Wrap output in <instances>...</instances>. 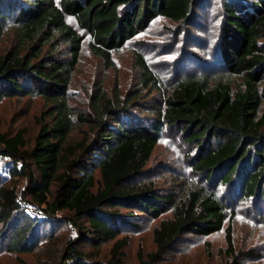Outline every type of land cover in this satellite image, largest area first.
Segmentation results:
<instances>
[{"label": "trees", "instance_id": "obj_1", "mask_svg": "<svg viewBox=\"0 0 264 264\" xmlns=\"http://www.w3.org/2000/svg\"><path fill=\"white\" fill-rule=\"evenodd\" d=\"M18 1L0 0V101L40 96L46 108L31 148L19 131L11 138L0 135V153L21 164L28 180L26 201L44 216L17 204L16 169L9 177L0 175V243L9 253H33L42 238H54V226L70 223L79 236L65 242L60 264H123L129 237L119 239L122 231L135 226L138 214L157 219L171 211L153 228L155 251L146 259L138 252L139 264H158L184 235L209 236L223 229L228 207L221 186L237 185L240 201L262 193L264 0H223L220 53L226 71L183 75L166 89L136 54L142 91L123 99L118 92L109 96L100 84L82 110L72 105L69 88L84 37L67 16L88 32L90 51L109 70L113 52L155 18L186 22L202 0ZM148 89L163 99L148 110L156 118L140 121L133 113L140 104L135 99ZM166 128H178L189 142L201 140L202 148L208 141L209 151L193 162L202 184L170 193L139 182ZM225 232L226 251L233 256L231 222ZM112 241L105 262L93 261L97 257L81 249L83 243Z\"/></svg>", "mask_w": 264, "mask_h": 264}, {"label": "rangeland", "instance_id": "obj_2", "mask_svg": "<svg viewBox=\"0 0 264 264\" xmlns=\"http://www.w3.org/2000/svg\"><path fill=\"white\" fill-rule=\"evenodd\" d=\"M202 1L194 7L193 15L186 22L155 18L144 30L113 52L114 67L109 70L105 69L103 60L90 51L88 32L79 27L74 17L67 16L68 24L84 37L80 62L69 88L72 105L81 110L87 108L100 84H103L111 97H115L116 92L123 99L140 93L141 71L136 65V54L143 56L166 89H172L176 80L183 75L226 71L221 65L223 62L220 53L223 0ZM247 1L253 3L256 0ZM18 2L21 3V0ZM11 23L12 19L8 24ZM262 48L264 49V41ZM240 81L239 77H234L235 84ZM144 92L142 97L135 99L140 104L133 109L135 118L140 121L156 118L148 110L155 108L163 99V94L155 90L148 89ZM45 108L46 104L40 96L6 98L0 101V135L11 138L23 131L26 147L31 148L39 130L37 119L41 118ZM187 138L178 128H166L139 182L154 184L160 191L170 193L202 184L204 178L193 169V162L198 154L209 151V144L206 141V146L202 148L203 146L199 147L201 140L189 142ZM211 142L214 145L213 140ZM27 181L25 178L26 186ZM219 191L228 207V219L223 229L209 236L184 235L166 255L165 260L158 264H264V188L259 196L241 201L240 196H235L237 185L221 186ZM58 216L62 217L64 214L58 213ZM170 216L171 211L157 219L138 214L135 226L123 230L119 237H129V245L124 249L123 264H139L140 249L145 259L155 251L153 228ZM229 222L233 226V256L226 251L225 229ZM73 226L70 223L54 226V238L51 241L42 238L40 248L29 254L9 253L6 243H0V264H60L65 242L71 237L79 236L77 232H72ZM114 243L115 241L107 242L100 246L83 243L81 249L95 255L97 258L92 259L93 261L105 262L110 258Z\"/></svg>", "mask_w": 264, "mask_h": 264}, {"label": "built area", "instance_id": "obj_3", "mask_svg": "<svg viewBox=\"0 0 264 264\" xmlns=\"http://www.w3.org/2000/svg\"><path fill=\"white\" fill-rule=\"evenodd\" d=\"M13 169H16L17 173L15 175V194H16V202L17 204L26 210V212L32 215H40L44 216V213L33 203L26 201L24 189L26 186L25 177L21 172V164H17L14 162L13 158L10 155L5 153H0V175L4 177H9L10 173ZM74 228H72V232L74 233Z\"/></svg>", "mask_w": 264, "mask_h": 264}]
</instances>
